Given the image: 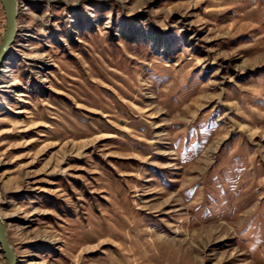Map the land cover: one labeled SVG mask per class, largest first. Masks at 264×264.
Returning <instances> with one entry per match:
<instances>
[{"label":"rangeland","instance_id":"374dc122","mask_svg":"<svg viewBox=\"0 0 264 264\" xmlns=\"http://www.w3.org/2000/svg\"><path fill=\"white\" fill-rule=\"evenodd\" d=\"M16 1L15 264H264V0Z\"/></svg>","mask_w":264,"mask_h":264},{"label":"water","instance_id":"95a60500","mask_svg":"<svg viewBox=\"0 0 264 264\" xmlns=\"http://www.w3.org/2000/svg\"><path fill=\"white\" fill-rule=\"evenodd\" d=\"M0 1L3 4L6 14V28L0 46V63H1L16 33L17 9H16L15 0H0ZM0 245L2 246L3 252L5 253V258L7 260L6 264H15L16 261L15 253L13 252V249L9 245L7 234L5 231V226L1 222H0Z\"/></svg>","mask_w":264,"mask_h":264},{"label":"bare ground","instance_id":"6f19581e","mask_svg":"<svg viewBox=\"0 0 264 264\" xmlns=\"http://www.w3.org/2000/svg\"><path fill=\"white\" fill-rule=\"evenodd\" d=\"M15 2H16V9L18 8V6H17V1L15 0ZM18 10V9H17ZM16 31H17V27H16ZM0 222L3 224V222L1 221V219H0ZM4 225V224H3ZM2 247V246H1ZM3 249V248H2Z\"/></svg>","mask_w":264,"mask_h":264}]
</instances>
